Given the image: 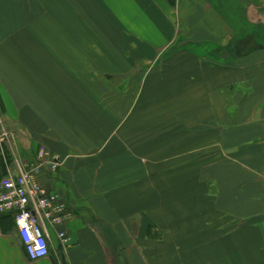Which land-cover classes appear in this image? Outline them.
<instances>
[{
  "label": "crops",
  "instance_id": "crops-1",
  "mask_svg": "<svg viewBox=\"0 0 264 264\" xmlns=\"http://www.w3.org/2000/svg\"><path fill=\"white\" fill-rule=\"evenodd\" d=\"M42 148L70 242L0 264H264V0H0V180Z\"/></svg>",
  "mask_w": 264,
  "mask_h": 264
},
{
  "label": "built area",
  "instance_id": "built-area-1",
  "mask_svg": "<svg viewBox=\"0 0 264 264\" xmlns=\"http://www.w3.org/2000/svg\"><path fill=\"white\" fill-rule=\"evenodd\" d=\"M59 164L58 158L42 148L36 161L20 163L17 172L12 171L0 180V213L14 217L20 241L32 260L50 254L51 229L65 244L70 242L64 228L69 217L67 205L38 178L44 167L55 170Z\"/></svg>",
  "mask_w": 264,
  "mask_h": 264
},
{
  "label": "rangeland",
  "instance_id": "rangeland-1",
  "mask_svg": "<svg viewBox=\"0 0 264 264\" xmlns=\"http://www.w3.org/2000/svg\"><path fill=\"white\" fill-rule=\"evenodd\" d=\"M51 232H52V234H53V230L51 229ZM53 237H54V235H53Z\"/></svg>",
  "mask_w": 264,
  "mask_h": 264
},
{
  "label": "trees",
  "instance_id": "trees-1",
  "mask_svg": "<svg viewBox=\"0 0 264 264\" xmlns=\"http://www.w3.org/2000/svg\"><path fill=\"white\" fill-rule=\"evenodd\" d=\"M172 2H174L175 0H171Z\"/></svg>",
  "mask_w": 264,
  "mask_h": 264
}]
</instances>
